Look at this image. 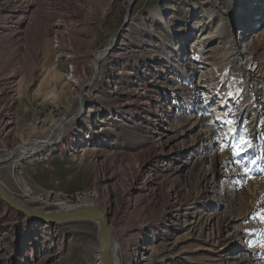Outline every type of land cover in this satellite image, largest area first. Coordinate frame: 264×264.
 Returning <instances> with one entry per match:
<instances>
[{"label":"rangeland","instance_id":"obj_1","mask_svg":"<svg viewBox=\"0 0 264 264\" xmlns=\"http://www.w3.org/2000/svg\"><path fill=\"white\" fill-rule=\"evenodd\" d=\"M263 31L264 0H0L1 182L104 210L118 264H264ZM0 264H102L98 226L0 200Z\"/></svg>","mask_w":264,"mask_h":264},{"label":"water","instance_id":"obj_2","mask_svg":"<svg viewBox=\"0 0 264 264\" xmlns=\"http://www.w3.org/2000/svg\"><path fill=\"white\" fill-rule=\"evenodd\" d=\"M131 7L126 12V19L129 17ZM126 19L125 22L126 23ZM113 37V41L115 38ZM6 160H0V163ZM0 200L16 213L25 218L38 221L48 225H66L73 223H94L98 226V242L101 252L102 264H116L117 254H114L113 241L114 233L106 212L100 208L76 206L61 211H38L13 197L0 180Z\"/></svg>","mask_w":264,"mask_h":264},{"label":"bare ground","instance_id":"obj_3","mask_svg":"<svg viewBox=\"0 0 264 264\" xmlns=\"http://www.w3.org/2000/svg\"><path fill=\"white\" fill-rule=\"evenodd\" d=\"M264 34V31L260 33V35H263ZM257 36V38L260 37ZM112 46V44H110V47ZM249 50V49H248ZM243 53L244 54H248L249 52L248 51H245L243 50ZM225 107V104H224V101L222 100V103H219V104H215L214 106H212L211 108V113L214 114V115H224L223 114V111H222V108ZM257 119L254 118V119H251V121L249 122L248 124V129H249V139L251 140V142L255 141L256 140V137H257V123H256ZM62 129V128H61ZM64 135H65V130H61L60 133L57 135L56 137V140H55V143L59 144L62 142L63 138H64ZM43 143H46V144H50V142L48 141H43L42 143L41 142H36V144H33L31 147H28V148H23L22 150V154H29V153H35L37 150H39L40 148L44 147ZM42 144V145H41ZM116 242H115V239L113 241V248H114V254H117V246H116ZM118 258H116V264H118Z\"/></svg>","mask_w":264,"mask_h":264},{"label":"snow or ice","instance_id":"obj_4","mask_svg":"<svg viewBox=\"0 0 264 264\" xmlns=\"http://www.w3.org/2000/svg\"><path fill=\"white\" fill-rule=\"evenodd\" d=\"M218 119H221L218 117ZM233 135H235V133H233ZM250 143L249 139H245V138H240L236 144L233 146V152L234 155L236 156H241L243 155V149L246 145H248ZM245 174H247L250 170L245 168L244 169ZM262 219H264V217H262Z\"/></svg>","mask_w":264,"mask_h":264},{"label":"trees","instance_id":"obj_5","mask_svg":"<svg viewBox=\"0 0 264 264\" xmlns=\"http://www.w3.org/2000/svg\"><path fill=\"white\" fill-rule=\"evenodd\" d=\"M114 12H116V13L118 12V14H119L118 17H119L120 19L123 18V14H124V11H123V10L119 9L118 7H115V8H114ZM114 12H113V13H114ZM114 16H116V14H113V17H114Z\"/></svg>","mask_w":264,"mask_h":264}]
</instances>
